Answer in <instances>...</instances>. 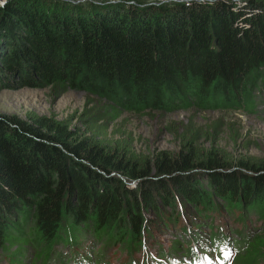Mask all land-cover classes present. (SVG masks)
I'll list each match as a JSON object with an SVG mask.
<instances>
[{
	"label": "trees",
	"instance_id": "1",
	"mask_svg": "<svg viewBox=\"0 0 264 264\" xmlns=\"http://www.w3.org/2000/svg\"><path fill=\"white\" fill-rule=\"evenodd\" d=\"M139 2L89 10L69 0L0 5V82L49 86L55 95L82 89L107 106L83 112L89 131L42 113L0 114V247L13 246L14 256L30 242L45 263L55 244L69 251L88 234L98 262L109 244L132 253L153 225L173 219L181 234L168 251L188 257L201 224H208L206 248L224 243L211 221L224 211L241 224L230 264H264V155L218 144V121L182 123L174 150L141 151L93 131L97 119L122 109H256L264 90V0ZM182 214L189 220L180 225ZM249 217L260 221L257 233L244 232ZM166 261L158 254L149 264Z\"/></svg>",
	"mask_w": 264,
	"mask_h": 264
},
{
	"label": "rangeland",
	"instance_id": "2",
	"mask_svg": "<svg viewBox=\"0 0 264 264\" xmlns=\"http://www.w3.org/2000/svg\"><path fill=\"white\" fill-rule=\"evenodd\" d=\"M116 1L122 4H129L132 0H75L71 2L80 4L82 8L89 10L93 5L110 4ZM137 1H140V6H156L170 0ZM180 1L186 2L189 0ZM228 1L234 3L235 6L244 3V0ZM3 82L5 83V81ZM3 82H0V114H15L25 118L28 112L42 113L70 121L71 126L76 127L79 131H89L87 124L81 121L83 112L85 114L93 113L96 110L101 112L103 107L106 106L104 97L87 93L82 89L67 88L60 94L55 95V92L49 86L6 87ZM259 93L262 100L256 105V109L251 111L219 108L199 109L196 106L188 108L176 107L168 110L143 108L136 111L122 109L118 116L113 119L108 116H104L103 119H97L98 121H95V125L98 126L93 131L102 132L103 135L100 133L101 137L129 140L135 149L141 151L161 148L174 150L178 140L174 133L175 128L182 123L190 121L195 125L201 124L205 127V125L211 124L213 121H218L220 130L216 140L218 144L236 153H250L261 156L264 155V90L259 91ZM124 182L130 187L134 184L132 183L133 181L124 180ZM187 211L191 213L189 216L195 214L193 208L189 206ZM182 215L179 221L180 225L184 221L189 220V217ZM148 216L152 217V219L155 218L151 214ZM154 221L158 222V219L155 218ZM211 221L213 227H215V234L217 236L221 234L224 241L227 238L226 245L231 248L229 252H224L226 256L228 255V259L231 260V254L234 252L233 245L237 241L236 239H239V233L235 229L241 225L232 219L230 213L224 211L217 213L212 217ZM206 225L208 224H201V231L197 240L188 241L197 257L199 254H203L202 250L207 249L208 227ZM159 226L160 224L153 225L152 236L145 238L138 250L128 253L123 248L111 243L103 248L100 255L101 259L98 262L93 257L97 242L90 241L89 235L86 234L69 251H67L66 246L55 244L54 249L57 253L53 252L45 263H42L37 257L38 247L32 246L30 242L23 245L22 250L14 256H11L13 246L0 247V264H149L156 259L158 254L168 256L170 261H166V263L169 264L188 261L189 258L185 255L186 250H182V252L168 251L170 240L174 237L179 238L181 234V232L176 233L174 231L175 224L173 219H170L168 227L159 229ZM243 226L245 233H257L260 230V221L254 217H249ZM185 246L186 243L182 242V247ZM216 251L215 249L211 255L208 254L213 257L212 261L215 264L219 261L218 256H215ZM218 251L220 252L221 249ZM57 254L63 255L61 263L55 260ZM69 254L70 258L67 259ZM83 255H87V257L82 258ZM14 258L15 260H13Z\"/></svg>",
	"mask_w": 264,
	"mask_h": 264
},
{
	"label": "clouds",
	"instance_id": "3",
	"mask_svg": "<svg viewBox=\"0 0 264 264\" xmlns=\"http://www.w3.org/2000/svg\"><path fill=\"white\" fill-rule=\"evenodd\" d=\"M4 0H0V4H3Z\"/></svg>",
	"mask_w": 264,
	"mask_h": 264
},
{
	"label": "built area",
	"instance_id": "4",
	"mask_svg": "<svg viewBox=\"0 0 264 264\" xmlns=\"http://www.w3.org/2000/svg\"><path fill=\"white\" fill-rule=\"evenodd\" d=\"M69 1H75V0H69ZM4 2H5V0H4ZM4 2H3V3H4ZM0 5H2V4H0Z\"/></svg>",
	"mask_w": 264,
	"mask_h": 264
}]
</instances>
